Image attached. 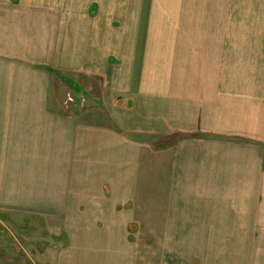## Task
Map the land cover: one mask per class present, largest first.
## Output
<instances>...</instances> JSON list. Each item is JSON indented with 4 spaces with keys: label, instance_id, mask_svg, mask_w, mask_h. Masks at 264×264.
I'll list each match as a JSON object with an SVG mask.
<instances>
[{
    "label": "crops",
    "instance_id": "obj_1",
    "mask_svg": "<svg viewBox=\"0 0 264 264\" xmlns=\"http://www.w3.org/2000/svg\"><path fill=\"white\" fill-rule=\"evenodd\" d=\"M0 211L58 264H264V0H0Z\"/></svg>",
    "mask_w": 264,
    "mask_h": 264
},
{
    "label": "rangeland",
    "instance_id": "obj_2",
    "mask_svg": "<svg viewBox=\"0 0 264 264\" xmlns=\"http://www.w3.org/2000/svg\"><path fill=\"white\" fill-rule=\"evenodd\" d=\"M58 95L62 98L65 95L64 90L59 91ZM58 233L46 219L34 218L20 212L0 211V264L60 263L64 239ZM222 252V248L213 246L209 249L202 246L195 250V253L215 258L217 261L220 256L223 257ZM174 255V264H181V259L183 262L190 258L195 260L190 249H183Z\"/></svg>",
    "mask_w": 264,
    "mask_h": 264
}]
</instances>
